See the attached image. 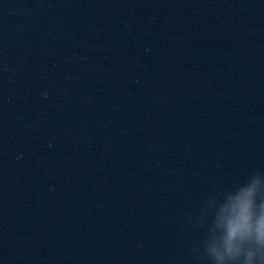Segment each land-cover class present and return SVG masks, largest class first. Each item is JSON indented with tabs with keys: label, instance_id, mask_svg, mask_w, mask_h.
Segmentation results:
<instances>
[{
	"label": "water",
	"instance_id": "obj_1",
	"mask_svg": "<svg viewBox=\"0 0 264 264\" xmlns=\"http://www.w3.org/2000/svg\"><path fill=\"white\" fill-rule=\"evenodd\" d=\"M256 171L264 0H0V264H207Z\"/></svg>",
	"mask_w": 264,
	"mask_h": 264
},
{
	"label": "clouds",
	"instance_id": "obj_2",
	"mask_svg": "<svg viewBox=\"0 0 264 264\" xmlns=\"http://www.w3.org/2000/svg\"><path fill=\"white\" fill-rule=\"evenodd\" d=\"M205 229L194 249L207 264H264V172L212 196L197 218Z\"/></svg>",
	"mask_w": 264,
	"mask_h": 264
}]
</instances>
